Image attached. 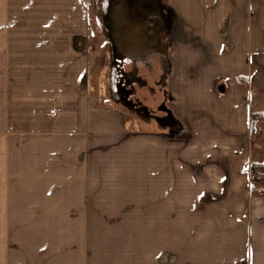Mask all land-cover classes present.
I'll return each mask as SVG.
<instances>
[{
    "label": "crops",
    "instance_id": "1",
    "mask_svg": "<svg viewBox=\"0 0 264 264\" xmlns=\"http://www.w3.org/2000/svg\"><path fill=\"white\" fill-rule=\"evenodd\" d=\"M157 1L169 114L132 128L89 82L105 0H0V264H264V0Z\"/></svg>",
    "mask_w": 264,
    "mask_h": 264
},
{
    "label": "flooded vegetation",
    "instance_id": "2",
    "mask_svg": "<svg viewBox=\"0 0 264 264\" xmlns=\"http://www.w3.org/2000/svg\"><path fill=\"white\" fill-rule=\"evenodd\" d=\"M105 2L107 6L110 9H114L117 14L116 20H108L107 18V22H112L111 29L113 30V34L110 36V42L114 61L111 66L113 80H115L117 84L116 90L118 99L121 100L126 108L133 110L136 115L141 114V120L152 122L151 118H156L158 120L166 119V115L169 114V109L167 107L169 100L159 104L158 107L155 108L156 112L147 101L150 96L155 94L157 85H159L164 92L168 91L165 84L170 70L168 49L164 45H159V39L164 31L167 33V40H169L171 36L172 22L167 18V11L157 0H105ZM122 2L126 3L124 7L126 9L129 6L132 8L136 7V11L133 13L136 17H140L138 20L139 22H135L137 25L135 36L137 38L136 40L141 43V47L144 49H140L133 54L129 53L131 55L125 52L129 48L123 43L127 34V32L123 30V27L128 24L127 20L134 16H131L128 12L123 10L122 7L124 4L121 6L119 5ZM106 14H108V12H106ZM118 17H120L121 22L118 21ZM119 27L120 34L117 35ZM119 38L120 43L123 44L119 46L120 50H117L115 46ZM155 41L158 42V45H155ZM126 56L138 59L133 61L136 63L135 65L138 66L137 69L135 68V70L132 71L131 68L126 66L127 63L124 60ZM152 62L156 63L159 67H154ZM167 70L168 72L166 73Z\"/></svg>",
    "mask_w": 264,
    "mask_h": 264
},
{
    "label": "rangeland",
    "instance_id": "3",
    "mask_svg": "<svg viewBox=\"0 0 264 264\" xmlns=\"http://www.w3.org/2000/svg\"><path fill=\"white\" fill-rule=\"evenodd\" d=\"M94 9V7H93ZM94 26L92 27L94 34L96 38V42L94 45L95 51L92 55V68H93V78L89 81L92 86V94L94 95V98L102 103H109L111 106L118 107L122 110H124L128 116V125L132 128H142V126L145 124L141 119L140 115H136L133 110H129L124 106V104L121 102V100L118 99L117 95V84L115 80H113L112 76V63L114 59L112 58V51L111 49L108 50L107 53L99 52V50H103V46L105 44L108 45V43H105L103 37L108 38V36H111L113 34V30L111 29L112 22H93ZM103 36V37H102ZM170 40H167V33L164 31L161 34V38L159 39V45H164L167 49H170ZM117 45V44H116ZM109 47V45H108ZM113 48V47H112ZM103 56V57H102ZM140 90V89H139ZM146 102V101H145ZM147 103L152 107V109L155 110L158 106V101L154 100L152 97H149V100ZM136 110V109H135ZM145 126H149L150 128H155V125L150 124L146 122ZM153 125V127H152ZM160 128V127H158ZM176 133L179 131V128L176 124L175 126ZM177 135V134H176ZM253 181V180H252Z\"/></svg>",
    "mask_w": 264,
    "mask_h": 264
},
{
    "label": "trees",
    "instance_id": "4",
    "mask_svg": "<svg viewBox=\"0 0 264 264\" xmlns=\"http://www.w3.org/2000/svg\"><path fill=\"white\" fill-rule=\"evenodd\" d=\"M123 59V58H122ZM144 59V58H143ZM142 59V60H143ZM120 60V59H119ZM124 60L126 61V63H127V67L128 68H131L132 69V71H134L135 70V68L137 69L138 68V66H136L135 64L136 63H134L133 61L134 60H138V59H135L134 57H129V56H126L125 58H124ZM132 61V62H131ZM140 64V63H139ZM152 64H153V66L154 67H156V68H158L159 66L156 64V63H154V62H152ZM131 66V67H130ZM168 72V70L166 71V73ZM169 74V73H168ZM151 82H152V80H151ZM169 94V95H168ZM150 97H152L154 100H156V101H158V105L159 104H161V103H163L164 101H168V100H170V98H171V96H170V93H169V91H167V92H164V90L159 86V85H157L156 86V92H155V94L154 95H152V96H150ZM158 107V106H157ZM252 165L254 166V167H260V168H262L261 167V165L262 164H255V163H252ZM262 179H264V177L263 178H261V179H255L254 181H258V180H262Z\"/></svg>",
    "mask_w": 264,
    "mask_h": 264
},
{
    "label": "built area",
    "instance_id": "5",
    "mask_svg": "<svg viewBox=\"0 0 264 264\" xmlns=\"http://www.w3.org/2000/svg\"><path fill=\"white\" fill-rule=\"evenodd\" d=\"M247 170L251 180L261 179L264 177V170L260 167H254L252 163L249 164Z\"/></svg>",
    "mask_w": 264,
    "mask_h": 264
},
{
    "label": "water",
    "instance_id": "6",
    "mask_svg": "<svg viewBox=\"0 0 264 264\" xmlns=\"http://www.w3.org/2000/svg\"><path fill=\"white\" fill-rule=\"evenodd\" d=\"M135 16V15H133ZM136 23L135 22H128L126 26L123 27V30L127 32V35L135 36V30H136ZM138 37V34H137Z\"/></svg>",
    "mask_w": 264,
    "mask_h": 264
}]
</instances>
